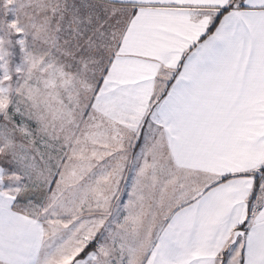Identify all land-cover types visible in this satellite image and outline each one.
Segmentation results:
<instances>
[{
	"label": "snow or ice",
	"instance_id": "obj_1",
	"mask_svg": "<svg viewBox=\"0 0 264 264\" xmlns=\"http://www.w3.org/2000/svg\"><path fill=\"white\" fill-rule=\"evenodd\" d=\"M0 264H264V0H0Z\"/></svg>",
	"mask_w": 264,
	"mask_h": 264
}]
</instances>
